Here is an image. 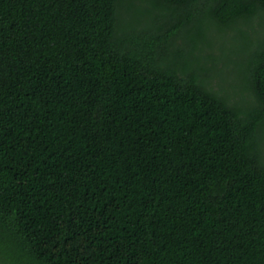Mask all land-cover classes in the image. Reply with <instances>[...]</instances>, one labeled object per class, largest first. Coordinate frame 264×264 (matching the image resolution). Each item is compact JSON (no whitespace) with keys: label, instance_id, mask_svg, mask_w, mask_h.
Returning <instances> with one entry per match:
<instances>
[{"label":"trees","instance_id":"trees-1","mask_svg":"<svg viewBox=\"0 0 264 264\" xmlns=\"http://www.w3.org/2000/svg\"><path fill=\"white\" fill-rule=\"evenodd\" d=\"M257 19L264 0H0V264H264Z\"/></svg>","mask_w":264,"mask_h":264},{"label":"rangeland","instance_id":"rangeland-1","mask_svg":"<svg viewBox=\"0 0 264 264\" xmlns=\"http://www.w3.org/2000/svg\"><path fill=\"white\" fill-rule=\"evenodd\" d=\"M254 23L255 24L257 23V25L255 26V29L252 30V31H250L249 34H248V36L250 37V39L253 42L252 48L255 47L254 43L255 42L257 43L258 39H260V37H261V35L263 33V23H264V20L259 21L257 19V20L254 21ZM238 51L240 53V59H239L238 63H241L242 62V64L241 65L238 64V67H236V68L233 65H231V67L229 69V74H228V76L230 78H236L237 76H240V73H238V72H243L244 69H245V66H246V60L248 58V55H249L248 52L249 51L245 47V42L244 41L239 42ZM235 70H236V72H234Z\"/></svg>","mask_w":264,"mask_h":264}]
</instances>
